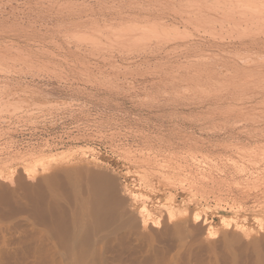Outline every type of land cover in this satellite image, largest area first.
<instances>
[{
    "label": "rangeland",
    "instance_id": "rangeland-1",
    "mask_svg": "<svg viewBox=\"0 0 264 264\" xmlns=\"http://www.w3.org/2000/svg\"><path fill=\"white\" fill-rule=\"evenodd\" d=\"M12 1H14V2H12ZM54 1H56V2H54ZM54 1L52 2L51 0H39V1L38 0H9V1L8 0H0V26H1L0 27V47L2 48V49L0 48L1 49L0 50V120H1L0 121V125H1L0 126V142H1L0 143V154H1L0 155V163L3 162L0 164V191H1L0 192V264H16V262H17V264H19V263L20 264H22V263L23 264H36V262L32 261V260H34L33 250L35 248L37 249L38 247H39L37 249L38 251H39V249H41V251L43 250L42 253H46V254L49 253L47 255L53 259V260L52 259L48 260L47 261V263L49 262L48 264H62V262L64 261V260H62L63 259L62 256H63V252L65 251L64 250L65 248H63L64 243L62 242L63 239H62V237H60V234H56V233H59V232H57L58 230L56 228L50 227L51 225L52 226H55V225L52 223V221H50L48 219V216L44 217L45 215L43 216L40 213V209H41V206L44 207V204H46V203L48 205H49V203L53 204L57 200V198H55L56 197L55 194H58L60 196L62 195L61 191H57V189L61 190V188L64 189V188L69 186V185L68 186L66 185V184H68L66 182L68 179H66V178H68L67 177L68 176L67 172H69L68 170H71L72 168H77V169L80 168V170L86 169V168L90 169L92 172L94 171L93 176H95L96 178L100 177L98 175L100 173H98V172H100V171L106 172L107 171L106 172L107 174L109 173L112 175V177H111V175H109L110 176L109 178L114 179L116 184L118 183L117 185L120 188V197H122L120 199H122V200L124 199L123 204L125 206V212L123 213V216H121V218L113 221L114 223L111 222L110 225L111 226L115 225V226H113L114 228L109 227L110 229L109 228H107V230L105 229L106 231L104 230L102 232L103 234H101V240H102L101 243L103 244V247H104V251H101V253H103V256H102L103 259L104 260L107 259L106 264H144V263L145 264H154L156 261H157V263H155V264H199V263L200 264H264L263 263L264 262V181H263L264 180L263 179L264 178L263 177L264 172L262 171V169H260V168H263L264 166H263V164H261V166H263V167L257 165V168L260 167L258 169L260 171H262V175H261V172H259V170L255 166H253L252 163H250V165H249V163L247 164L246 161H243L242 158L239 157L236 147L234 148L232 146V145L238 146L236 144H239V145H242V144H244V145L249 144L250 145V144H252L251 142L253 140H255L251 136L254 128H256V129H259L260 127H261L260 129H262V127L264 128V126H263L264 125V114H263V112H264V106H263L264 105V100H263L264 93L262 92L264 90H262V88L260 86V85H263L262 87L264 88V84H262L261 83L262 81L260 80L261 82L260 83L258 82L259 84L257 83V81H256V84L254 82H250L246 85L242 83L243 86L240 85L241 89L239 86L240 90L236 88L237 91L233 90L234 92L232 90H230V91L227 90V91H229L228 95L232 98L234 97L235 100L233 99V101H231L232 98H231V100L229 99L227 92L225 93L226 90H223L224 99H221L220 101H218V100H216V101L219 103V105L223 104L222 106L225 107L224 108L225 110H226V108L231 107V103H232L233 106L231 108H234V111L236 113H239V114L235 113V115H234V111L231 112V111H229V109L227 112H222V111H224V109L220 110L221 106L217 105L218 104L217 102L214 103L215 99H213L214 97H212V93H211V95H208L210 97V100H209V97L206 94V93H208V91H206V93L204 95V94H201L202 90H198V93L195 94L196 96L194 95L195 98L198 97V98H196L197 103H190V104L184 103L183 104V102H186V101L177 102V103L172 102L170 100L164 101L162 99L157 101V99H155L154 92L158 93L157 92L158 86L152 85V84H155L154 83L155 80L158 79V76L156 77L157 79L154 78L156 76L157 71H158L157 73H159V70H161V72L165 71V70H166V72H170L171 70H174V69L176 70V68L173 66L174 64L176 67L177 66L178 67L183 66V68H184V65H186V63H188L192 59H195V58L198 59L200 57L198 54H193L195 52H192V53L189 52V53H186L187 56L190 57L189 60H187L188 57L185 56V52H184L185 49L183 50V48H185V47L181 46L182 43H184V42L186 43L187 41L192 40V39L196 40L197 37H198V39H199V37L200 38L206 37L207 39H209L210 42L212 40L217 41L216 43H215V41H212L211 43H213V44L219 43V44H217V46H215V45L212 46L214 48L219 47V46L221 47L220 43L222 44L223 47H225V46L228 47L227 44L228 45L231 44L230 41L232 39V36H231V38L228 35H227L228 37L225 36L227 34L226 32H228V30L226 28L228 27V25L229 26L231 25V27H234L235 26L234 24L243 23V21H237V23H234V21L225 23L226 25L222 26L224 28H222L219 25L221 23H215V22L212 23L211 22L210 25L212 24L213 26H208V27H205V26H207L209 24V22L197 23V25L195 24L197 27V29H196V27L193 24L187 25V23L183 22L185 20L184 18L178 17L180 19V21L182 19H184V20H182V22H180L179 19L177 17H174V16H172L170 18H169V16L165 17V18H167V20L164 17H162L163 19L158 18L159 19V20L157 19L158 23H155V24L153 23V25H152L153 19L155 20V18L153 16L149 19L151 21L146 22V24L145 23L142 24V22H141V25H140V22H139L138 25H136L137 23H134V25H136L138 27V30H137V27L136 26L134 27V25H132L133 23L131 24L129 21H128V23L130 25L128 23H127L128 25H126L125 23H122V21L127 22L126 18H125L126 21L125 20L120 21L123 27L120 25V22H117L116 20L113 21L111 18H109L108 21H105L107 19H103V18L106 17L105 15L107 14V11H108V13H110V12L112 13V11L109 12V10H111V9L116 10V11L113 10V14H112L113 16H115L116 12L119 10V12H117V14H116V17H117V15H119L118 13H120V12L122 13V12H125L126 10H128V9H126L127 7H130L129 8L130 11L134 14V12L136 13V10L143 7V6L140 7V5L145 4L144 8L145 7L149 8L148 6L152 5V3H151L152 0H146V1L145 0H131L132 2L129 0L130 3H132V4L127 3L128 0H123V1L122 0H120V1H118V0H115V1H111V0H101L100 1V0H98V2H97V0H79V1L73 0V1H71L73 3L75 2L73 4L74 9H72L73 14H72V10H70V12L65 11V8H63L64 6L62 5V4H65V1H70V0H58V1L54 0ZM116 1H118V2H116ZM134 1L137 3L139 1L140 2L143 1V2L142 3L139 2L140 5H139V8L137 9L135 7H137V5L139 3L136 4ZM144 1L145 2L148 1V2L145 3ZM172 1H174V0H172ZM182 1H184V2H182ZM182 1H181L182 6H180V7L183 8V6H184L185 9L187 8L186 10H188V7H185V5L190 6V8H192L194 6V3H190V1L195 2V3L196 2L199 3L198 0H196V1L195 0H187L188 2L186 0H182ZM203 1H205V0H203ZM207 1H205V2H207ZM212 1L213 0H209V2H207V4L205 6H207L209 3L212 4L213 3ZM215 1L213 3V6L216 3ZM218 1L220 2V0H218ZM222 1H223L224 5H226L225 2L226 3L228 2V0H221V3L218 2L219 4H216V5H218L217 7H222V5H220V4H222ZM231 1H233V0H231ZM247 1L245 2V0H242V2H241L239 0L238 1L235 0V1H233V3H235V4L231 3V5L232 4L235 5V7L237 9L240 7H241V9H247L248 6H250V5H246V4H249L250 2H252V0H250V2L248 1L249 3ZM38 2H39V4L36 5V3H38ZM58 2H60V4L62 3L61 6L59 5ZM120 2L122 4L125 2L126 5H125V3L123 5H121ZM229 2H230V0H229ZM258 2H259L258 0H254V3H258ZM56 3H58V4H56ZM134 3L136 4L135 7H134V5H135ZM242 3L245 4L246 6L242 5ZM188 4H190V5H188ZM211 4H209V5H211ZM127 5H129V6H127ZM231 5H230V3L227 4V6H231ZM27 6H30V8ZM201 6L203 7L204 5H199V7H201ZM123 7H125V8H123ZM217 7H215V8H217ZM79 8L81 9V11L79 10ZM96 8H97V10H96ZM120 8H121V10H120ZM122 8L124 9L123 11H122ZM232 8H233V6H232ZM31 9H33V10H31ZM53 9H54V11H53ZM198 9H201V8H198ZM56 11L58 13H61V14H58ZM10 12L11 13L13 12V13L11 14ZM68 12L70 13V15ZM102 16H103V18H102ZM90 17H92V18L95 17V19H97V20H95L93 18L94 21H92L93 19L91 18L92 19L91 20ZM3 18H5L6 21H5V19L3 20ZM174 18H176L177 20H174ZM88 19L90 20V22ZM98 19L100 20L99 22H98ZM161 19L165 20L163 22H167L168 25L169 24L170 25L168 26L166 23L165 24L166 26H164V23H162ZM8 20H9V22H8ZM55 21H56V23H55ZM159 21L163 25L164 28L161 27L162 25L159 26ZM2 22H4V23L8 22L7 24L3 23V25L7 26L5 28H10V29L3 28L4 26L1 25ZM106 22L108 23V25L106 24ZM64 23H65V25H64ZM90 23L92 24V26ZM262 23H264V22H261V20H260V23L257 25L260 29L262 27V29L264 30V28H263L264 26L261 25ZM13 24H16V26ZM18 24H19V27H18ZM20 24H22V26L24 28ZM46 24H48V25H46ZM71 24L74 25L73 28H72ZM95 24H96V26H94ZM183 24L186 28L183 27ZM215 24H216V27H215ZM8 25H11L13 27H18L19 29L17 28V30H16L15 28H12L11 26L8 27ZM63 25H64V29H63ZM142 25H143V27H140ZM154 25H157V26L155 27ZM31 26H32V28H31ZM58 26H59V29H57ZM60 26H62V27H60ZM82 26L84 28H82ZM88 26H90V27H88ZM147 26H149V28H150L149 31L152 28L154 30L152 29L151 33H149L148 30H144V28L147 29ZM176 26L177 27L179 26L180 28L179 27L176 28ZM253 26L254 27H252V29H246L245 26H242V27H238L237 30L241 32L240 33L241 35H243V32L247 33L248 30L251 31V33H252L254 29H255V31H257L259 29L256 26V23ZM255 26H256V28H255ZM34 27L36 28V30ZM74 27H76V29ZM97 27H99V29ZM214 27L217 28L215 31L210 30V29H215ZM220 27L222 28V30ZM11 28H12V30L14 29L15 31H12ZM100 28H102V29H100ZM112 28H114V29H112ZM139 28H141L140 29L141 31H139ZM158 28H159L160 32H159ZM165 28L168 30H166ZM184 28L186 30H188V32ZM204 28H205V30H204ZM30 29L33 32H31ZM104 29H105V31H104ZM206 29H208V30H206ZM80 30L82 33L81 32L78 33V31H80ZM161 30H162V32L165 33V34L163 33V36L166 35V37H167V32H168V36L172 37V38L169 39V37H167V40L168 39L169 40L165 41L166 37L161 36L162 35V34H160ZM169 30L172 32H170ZM237 30L235 31V29H234L235 33L232 32L233 37L236 36ZM165 31H167V32H165ZM180 31H181V35L178 34V33H180ZM189 31H191V32H189ZM212 31H214V32H212ZM141 32L144 35H142ZM210 32H211V35L213 34L214 37L218 36V38L216 37V39H214V37L212 38L211 35H209V34L205 35V33H210ZM215 32L217 34H215ZM64 33H65L66 37L64 36ZM129 33H131V34H129ZM190 33L192 34L193 38H190L191 37ZM230 33L231 32H229L228 34H230ZM90 34H91V36H90ZM109 34L111 36H109ZM176 34H178V35H176ZM198 34H199V36H198ZM92 35L94 36V38H92L93 37ZM222 35H224L223 36L224 38H221ZM57 36H59V37H57ZM146 36H147V39H146ZM157 36H161V37L157 38ZM187 36L189 38L188 40L183 38V37L187 38ZM219 36H220V38H219ZM149 37H150L152 43L150 42ZM180 37H181V39H180ZM225 37H226V39H225ZM79 38H80V40H79ZM132 38H134V39H132ZM136 38H138V39H136ZM139 38H140V40H142L143 44H141L142 42L139 41ZM97 39H98V41H97ZM99 39L102 41H100ZM113 39H114V42H113ZM158 39L160 40L159 42H158ZM175 39H178V40L174 41ZM52 40L54 42H52ZM128 40H130V41H128ZM170 40H173L174 42L173 41L170 42ZM147 41H148V44H147ZM64 42H66V43H64ZM79 42H81V43H79ZM99 42H100V44H99ZM102 42H103V44H102ZM119 42H121V43H119ZM245 42L249 43L250 41L247 40ZM97 43H98V46H96ZM104 43H107V44H104ZM132 43H138V44L136 45V44H132ZM139 43H140V46H139ZM176 43L177 44L179 43V44L177 45ZM67 44H69V46ZM101 44L104 46L106 45V46L103 48V46ZM120 44H123L122 47ZM159 44H160V47L164 46V49L165 50L167 49V51L164 50L162 53H159L158 54L159 57H158V55L151 56L152 54L151 53L149 54L148 52H147V54L142 52V49H145V47L148 48V47H150V45H151V47H153L155 45L158 46ZM124 45H126L127 47ZM182 45H185V44H182ZM114 46L116 47L115 49L113 48ZM166 46H167V48H166ZM174 46H177V47H174ZM243 46H245V45H243ZM243 46L238 45L237 47H234V48L231 47L230 50L234 51V52L232 51L231 54L230 53L229 54L228 53L223 54L224 52L219 51L221 49L218 50L217 48H216L217 50L214 48H211L210 50H207L206 53L211 51L210 53L212 55H214L215 52L218 53V51H219V55H222V56L224 55L223 56L224 58L226 57L225 60L228 58L229 62L236 61V63L238 62L237 64H243L244 63L243 65H246V67H248L249 64H250L249 67H251V66L254 67L258 64V63L256 64V62H259V63L263 62L262 58L264 57V49H262V47H261L262 45L261 46L259 45V47H256V48H255V46H254V48L252 46H249L248 48L247 47L245 48ZM61 47H63V48H61ZM76 47L77 48L79 47V49H78L79 51H77ZM85 47H88V49H90V51L87 50ZM91 47H93V48H91ZM98 47H100V49ZM110 47H111V50H110ZM129 47H130V49H129ZM141 47H142V49H141ZM169 47H172L171 48L172 51H173V49L176 50L179 47L177 49L178 52L177 51L172 52ZM181 47H183V48L181 49ZM251 47H252V49H251L252 51L249 49ZM3 48H4V51L5 52L7 51V54L11 57L8 56V58H7V54L6 53H5L6 55L4 54ZM126 48H128V49H126ZM7 49H9V50H7ZM11 49H14V50H11ZM68 49H70V50H68ZM80 49L83 52H81ZM83 49H86L87 51L83 50ZM248 49L251 52L246 51ZM18 50H19V52H17ZM136 50H138V51L136 52ZM168 50L170 51L171 55H169ZM242 50L244 53L246 51V53L244 54L242 52ZM1 51L6 56V58H4L5 56L3 54H1ZM43 51H44V54H43ZM92 51H93V53H91ZM213 51H214V53H213ZM49 52H51L52 54ZM101 52H103V53H101ZM117 52L119 53V55ZM133 52H135V53H133ZM165 52H166V55L168 56V58L170 56V58H169L170 61L168 60V58H166L167 56L164 55ZM180 52H181V54H180ZM239 52L242 53L244 56L241 55ZM19 53H21V54H19ZM125 53H127V54H125ZM182 53L184 54L183 59H182V55H183ZM210 53H208L207 55H209ZM234 53H236V54H234ZM172 54H174V55H172ZM175 54H177V57H178V54L181 55L180 56L181 58L180 57L178 59L176 58L174 61ZM191 54L193 56H191ZM211 54L209 55L210 57L212 56ZM232 54L235 55V57H239V56L240 57L242 56V57L240 59L235 58V57H233ZM256 54H258L260 57ZM20 55L21 56L23 55L24 57L29 55L28 57H31L32 60L29 58H26L27 59V60L25 59L26 61L25 60L20 61V59L24 58L23 56L21 58ZM147 55H148V57L144 61V59ZM236 55H238V56H236ZM254 55L256 57L258 56V58L254 57ZM14 56L17 59L18 58H20V59L17 60ZM151 57H153V58H151ZM185 57H186V59H185ZM192 57H194V58H192ZM154 58H155V60H154ZM158 58H160V59L156 60ZM248 58L250 59V61L247 60ZM15 59L19 63H17V61ZM13 60H14V62H13ZM161 60H163L162 64H164V65L168 64V61H169V63L172 61L171 63L172 64L174 63V64L173 65L168 64V65H170L169 67H167L165 65L166 67L164 66V68H163V65L160 66ZM180 60L181 61L184 60L183 61L184 64ZM185 60H186V63H185ZM228 60H226V61H228ZM244 60H246V61H244ZM143 61L145 62L144 65L142 64V66H138V64L139 65L141 64L139 62H143ZM146 61L149 63V65L151 64L150 68L148 67L149 65ZM156 61H160V63L158 62L155 64ZM179 61L182 64H179L180 63ZM48 62H50V63H48ZM176 62L178 63V65L176 64ZM53 63H55V64H53ZM27 64H28V66H27ZM30 64H34V65H32L34 67H32ZM42 64H43V66H42ZM44 64H46V65H44ZM251 64H253V65H251ZM125 65L127 67L128 66L129 67L125 68ZM10 66H14L13 67L14 69L12 67L10 68ZM122 66H124V67H122ZM178 67H177V69H178ZM63 69H65V70H63ZM35 70H37V71H35ZM78 70H79V72H78ZM217 70H220V69H217ZM11 71H12V73H11ZM52 72H54V73L57 72L56 73L57 78H56V75L54 73L52 75ZM82 72H83V74H82ZM149 73H151V74H149ZM216 79H219V78L217 77V78H215V80ZM220 81H222V79ZM242 81L244 82V80H242ZM247 82H249V80ZM115 83L116 84L118 83V84L116 85ZM185 84H183V85H185ZM214 84L215 83L211 84L210 88L211 87L215 88L216 86ZM120 86H122V87H120ZM252 86H254V87L252 88ZM149 87L151 88V90ZM243 87H245V88H243ZM9 88L12 90H10ZM39 88H41V89H39ZM85 88H87V89H85ZM152 88L154 89V91ZM195 88H196V85H193V86H191L190 90L194 91ZM249 88H252L253 91L250 90ZM258 90L261 92H259ZM199 91H201V93ZM245 91L246 92L248 91L249 93L248 92L246 93ZM203 93H204V91H203ZM242 93H245L247 96L252 97V98L254 97V98L253 99L247 98L246 95L242 94ZM258 93H260V94L258 95ZM35 94H37V95H35ZM200 94H201V96H200ZM254 94H255V96H254ZM232 95H234V96H232ZM235 95L236 96L239 95V96L236 97ZM153 96H154V99H150ZM202 96L203 97L207 96V97H205L203 99ZM27 97H29V99H27ZM161 97L159 96V98H161ZM199 97H200V99H199ZM22 98H24V100ZM144 98H146V100ZM201 98H202V101H200ZM207 98L209 101H206ZM225 99H226V101H224ZM240 99H245L244 103ZM247 99H249V100H247ZM15 100H18V101H15ZM203 100H205V101L203 102ZM211 100H212V102H210ZM228 100L230 103L228 102ZM236 100H240L241 103H238V101H236ZM13 101H15V102H13ZM259 101H261V102H259ZM38 102L41 104H39ZM166 102H168V103L170 102V104H166ZM207 102H209V104ZM225 102H228V103L225 104ZM36 103H37V105H36ZM150 103L152 106L150 105ZM159 103H161V104H159ZM162 103L164 106L162 105ZM155 104H157V105H155ZM214 104H216V105H214ZM234 104L237 105V106L235 105L236 108L234 107ZM242 104L244 105V107L246 105L245 109L242 106ZM257 104H258V106H256ZM19 105H20V107H19ZM165 105H166V107H165ZM208 105H210V106H208ZM211 105H214L215 107L211 106ZM9 106H11V107H9ZM17 106H18V108H17ZM159 106H161V108ZM238 106L241 107L240 110H239L240 107L237 109ZM192 107H193V109H192ZM206 107H208L209 109H211L210 107H212V108H216V107L218 108L219 107L218 109L221 111L222 114L217 110H216L217 111V113H216V111L213 109H211V112H207V111H209V109L207 108V110H205ZM9 108H11V109H9ZM174 108H175V110H174ZM14 109H15V111H13ZM171 109H173L174 112H176L175 114H177V115H174V112ZM235 109H237V110H235ZM242 109H244V112L243 111L241 112ZM27 110H28V112H27ZM255 110H257V111H255ZM258 110H260L261 113H259L260 111H258ZM21 111H23V112H21ZM24 111H25V113H24ZM169 111L170 112L172 111V113H171L172 116L170 115ZM191 111H193L194 114ZM245 111H246L247 115L243 116L245 114ZM252 111H253V113H252ZM200 112H201V114H200ZM204 112H205V114L202 115V113H204ZM206 112L209 113V114H207L208 117L206 116ZM249 112H250V114H249ZM182 113H184V114H182ZM189 113H191V114L187 115ZM210 113L211 114L214 113L212 115L216 116V117H212V115ZM230 113H232L231 115H233L234 117H231ZM217 114H219V115H217ZM227 114H229V116L231 118L228 117ZM240 114H242L241 115L242 117L240 116ZM183 115H186V116H183ZM194 115H196V116L194 117ZM220 115H224V116L227 115L226 116L227 118H225L224 116L223 117H224V119H227L228 121L222 119L221 118L222 116H220ZM236 115H238V116H236ZM248 115L251 117H249ZM254 115H256V117ZM179 117H181V118L178 119ZM183 117H186L185 121H184ZM193 117L196 119H192ZM202 117H203V119H202ZM248 117L250 118V120ZM206 118H208V119H206ZM217 118H219V119H217ZM28 119H29V121H28ZM215 119H217V120H215ZM6 120H8V122ZM193 120H195V121H193ZM204 120H207V121H204ZM251 120H252V122H251ZM254 120H255V122H254ZM242 121H243V123H242ZM235 122H236V124H235ZM218 124L220 125L219 126L220 128L218 127ZM223 124L226 127H224ZM229 124H231V125L229 126ZM177 126L179 128H177ZM244 126H246L247 128ZM258 126H260V127H258ZM174 127H176V128H174ZM180 127H181V131H179ZM173 128H174V130L178 129L179 132H177L175 130V132L171 133V131H174ZM240 128H242V129H240ZM27 130H29V131H27ZM183 131L185 134L183 133ZM192 131L196 132V134L193 135L194 137L192 138V140H187L188 139L187 136H190V135L192 136V134H191ZM188 132H190V133H188ZM232 132H233V134H232ZM173 133H176V135ZM230 134L232 135V137ZM184 137H185V139H184ZM186 137H187V139H186ZM249 137H251V138H249ZM194 139L196 140V142L203 143V144H199V143L196 144L197 146H199V148L200 147L202 148V149L200 148V151H199L200 153L198 152L197 155H196V152H197L196 149L198 150L199 148L195 147L196 145L193 148H191V144L195 141ZM216 140H218V141H216ZM248 140H250V141H248ZM262 141H264V140H262ZM204 143H205V145H204ZM192 145H194V144H192ZM188 148L190 149V152H191V149H193L192 152L195 151L194 154L189 153ZM170 151H173V152H170ZM176 154H177V156H176ZM201 155L203 156V158ZM225 155L227 156L226 158H228V156H229L228 160L225 158ZM205 156H207L208 159L204 158ZM209 156H212V157H209ZM32 157H34V159ZM138 158L141 161H139ZM198 158L200 160H198ZM236 159L239 160V161L237 160L239 165L237 164ZM7 160H9V161H7ZM26 161H28V162H26ZM152 161H154V162H152ZM242 161H243V163L245 162L244 163L245 165L246 164L247 165L246 166L244 165L242 167V165H243V163H241ZM178 162L180 164H178ZM211 163H212V165H211ZM168 166H170V167H168ZM239 166H241L242 169ZM34 167H37V168L35 169ZM234 167H236V168H234ZM245 168H247V169H245ZM63 170H64V172H63ZM204 170H206V171H204ZM61 171H62V173H61ZM251 171H253V172H251ZM250 173L251 174L253 173L252 176L250 175ZM256 173L257 174L260 173L259 174L260 176H258ZM205 174H207V175H205ZM51 176H55V179L57 180V183H58V185H57L58 187L55 191L59 192L61 194L56 193L55 191L52 192L53 190L51 191V189H49L50 185H47V184L45 185V183H48V182H46V180H47L46 178H48V177L52 178ZM244 176H245V178H244ZM254 176H258L255 178H257V179L260 178L259 179L260 181L259 180L256 181V179L254 180V178L252 180V177H254ZM261 176L263 178H261ZM7 177H8V179H7ZM247 179H250V180H247ZM239 181H241V182H239ZM246 182H248V184ZM60 183H61V185H60ZM173 184H175V185H173ZM239 184H240V186H239ZM64 185H66V186H64ZM244 185H246V186L244 187ZM5 186H7V187H5ZM254 186H257V187H255L256 190H255ZM243 189H246V190H243ZM33 190H35V192ZM44 190H45V192H44L45 195L43 196L42 193ZM46 193H47V195H46ZM52 193H54V194H52ZM41 195L43 198L40 197ZM60 196H58V197L61 199L62 198L64 199V197H67L64 195H62L64 197H62V196L60 197ZM131 196H132V198H131ZM24 198H26V199H24ZM38 198H40L39 200H41V201L43 199V201H42L43 203H41V205L38 203V201H39ZM69 198H72V197L69 196ZM53 199H55V200H53ZM61 199L57 200L56 202L62 204L61 206L68 207V208H64V209H66V210L68 209V212L70 213V211H72L74 209L75 203L72 201L74 203V204H72L70 201V203L67 204V201L69 202V200H67V199L61 200ZM70 200H72V199H70ZM70 204H72L71 208H70ZM39 206H40V208H39ZM31 210H32V212H31ZM126 212H128V213H126ZM40 217H43V220H45V218L48 219L47 220L48 222L46 220L43 221L42 218H40ZM129 219L133 221L134 225L131 223L130 224L128 223V222H132V221H129ZM176 220H180V221H176ZM49 222L51 225H49ZM183 222H185V223L188 222V223L185 224ZM182 223H183V225H182ZM120 224H122V225H120ZM184 224H185V226H184ZM182 226H184V228ZM41 227L45 228L46 230L45 229L43 230ZM252 228H253V230H252ZM48 230H49V232H51V234L47 233ZM115 230H116V232H115ZM172 230H173V232H172ZM104 233H106V234H104ZM254 234H255V236H254ZM29 236H30V238H29ZM199 236L200 237L202 236V237L200 238ZM35 237H37V238H35ZM53 238L57 239L58 241L53 239ZM34 239H36V240H34ZM34 241H35V243H34ZM36 241H38V242L36 243ZM103 241H105V242H103ZM236 242H237V244H236ZM250 243H253L254 245L250 244ZM56 244H57V247H56ZM58 244H59V246H58ZM114 245H115V247H114ZM123 246H124V248H123ZM33 247H34V249H33ZM60 249H63V252H60V251H62ZM27 253L29 256L27 255ZM60 254L62 256H58ZM51 256H54V257H51ZM64 256H65V254H64ZM21 259H26V260L24 261ZM2 260H4V261H2ZM18 261H19V263H18ZM150 261H152L153 263ZM44 264H46V263H44Z\"/></svg>",
    "mask_w": 264,
    "mask_h": 264
},
{
    "label": "bare ground",
    "instance_id": "bare-ground-1",
    "mask_svg": "<svg viewBox=\"0 0 264 264\" xmlns=\"http://www.w3.org/2000/svg\"><path fill=\"white\" fill-rule=\"evenodd\" d=\"M9 1V0H8ZM39 1V0H38ZM52 2L54 1V0H51ZM58 1V0H57ZM71 1H73V0H70V1H65V4H62L64 7L63 8H65V11H69L70 12V10H72V9H74V3L73 2H71ZM79 1V0H78ZM77 1V2H78ZM101 1V0H100ZM111 1H115V0H111ZM118 1H120V0H118ZM118 1H116V2H118ZM123 1V0H122ZM131 1V0H130ZM130 1L128 0L127 1V3H130ZM146 1V0H145ZM144 1V2H145ZM181 1L182 0H174V1H172V0H152V5L151 6H148L149 8H144V5H140V3H142L143 1H139L138 3L137 2H135L136 4H138L137 5V7H135L136 6V4L134 5V7L135 8H139V5H140V7H142V8H140V9H138V10H136V13L134 12V14L130 11V7H127V6H129V5H127L126 7V9H128V10H126L125 12H120V13H118L119 15H117V17H116V14H117V12H119V10L116 12V14H115V16H113L112 14H113V10L114 9H111V10H109V12L110 11H112V13L110 12V13H108V11H107V14L105 15L106 17L105 18H103V16H102V18L103 19H107V20H105V21H108V19L109 18H111L113 21H117V22H120V21H122V20H125L126 21V19H127V22H123L122 21V23H125L126 25H128L129 23H128V21L132 24V25H134V23H137L136 25H138V23L140 22V25H141V22H142V24L143 23H145L146 24V22H150L151 20H149L151 17H153L154 16V18H155V20L153 19V21H152V25H153V23L155 24V23H158V21H157V19L159 18H162V17H167V16H169V18L170 17H172V16H174V17H181V18H184V19H182V20H184L183 22H185V23H187V25H189V24H193L195 27H196V25H197V23H207V22H209V24L207 25V26H205V27H208V26H213L212 24L210 25V23L212 22V23H221V24H219L221 27L222 26H224V25H226L225 23H228V22H231V21H234V23H237V21H243V23H239V24H234L233 26L234 27H231V25L229 26L228 25V27L226 28L227 30H228V32H226L227 34L225 35V36H230V38H231V36H232V39H231V41H230V43L231 44H227V46L228 47H223L222 46V44L220 43V45H221V47L219 46V47H216L218 50L219 49H221V50H219V51H223L224 53L223 54H225V53H230L231 54V52L233 51V50H230V48L231 47H237L238 45H240V46H243V45H245V46H243V47H249V46H252L253 48H254V46H255V48L256 47H259V45L262 47V49H264V30L262 29V27H261V29L258 27V25L257 24H259L260 23V20H261V22H264V0H258L259 2L258 3H254V0H252V2H250V0H245V2L247 1L249 4H246V5H250V6H248V8L247 9H241V7L240 8H236L235 7V5H233V4H235V3H233V1H235V0H233V1H231L230 0V2H229V0H228V2L226 3L225 2V4L226 5H224L223 4V1H222V4H220V5H222V7H217L218 5H216V4H219V3H221V0H220V2L218 1V0H213L212 2L214 3V1L216 2L215 3V7H217V8H215L214 6H213V3L211 4V3H209V4H211V5H207V6H205L206 4H207V2H209V0L207 1V0H205V1H207V2H205V1H203V0H198V2L199 3H195V2H192V1H190V3H194V6L192 7V8H190V6H186L185 5V7H188V10H186L185 8H184V6H183V8L182 7H180V6H182L181 5ZM187 1V0H186ZM196 1V0H195ZM219 3H218V2ZM238 1V0H237ZM239 1H241L242 2V0H239ZM12 2H14V1H12ZM41 2V1H40ZM54 2H56V1H54ZM62 2V1H61ZM84 2V1H83ZM93 2V1H92ZM97 2H98V0H97ZM105 2V1H104ZM126 2V1H125ZM124 2V3H125ZM132 2V1H131ZM148 2V1H147ZM147 2H145V3H147ZM182 2H184V1H182ZM188 2V1H187ZM211 2V1H210ZM257 2V1H256ZM6 3V2H5ZM42 3V2H41ZM45 3V2H44ZM59 3V5L61 6V4H60V2H58ZM58 3H56V4H58ZM85 3V2H84ZM88 3V2H87ZM101 3V2H100ZM110 3V2H109ZM113 3V2H112ZM121 3V2H120ZM123 3V4H124ZM150 3V4H151ZM230 3V5H231V3H233L231 6H227V4H229ZM237 3V2H236ZM261 3V4H260ZM27 4V3H26ZM31 4V3H30ZM37 4H39V2L38 3H36V5ZM53 4V3H52ZM83 4V3H82ZM122 3H121V5H123ZM130 4H132V3H130ZM25 5V4H24ZM41 5V4H40ZM49 5V4H48ZM54 5V4H53ZM58 5V6H59ZM81 5V4H80ZM88 5V4H87ZM86 5V6H87ZM91 5V4H90ZM115 5V4H114ZM119 5V4H118ZM125 5H126V3H125ZM124 5V6H125ZM188 5H190V4H188ZM198 5V6H197ZM199 5H204L203 7L201 6V7H199ZM219 5V6H220ZM238 5V4H237ZM241 5V4H240ZM239 5V6H240ZM242 5H245V4H243L242 3ZM245 5V6H246ZM3 6V5H2ZM33 6V5H32ZM59 6V7H60ZM133 6V5H132ZM232 6H233V8H232ZM27 7H29L30 8V6H27ZM44 7V6H43ZM82 7V6H81ZM111 7V6H110ZM116 7V6H115ZM214 7V8H213ZM250 7V8H249ZM47 8V7H46ZM61 8V7H60ZM108 8V7H107ZM113 8V7H112ZM123 8H125V7H123ZM122 8V11L124 10ZM190 8V9H189ZM198 8H201V9H198ZM221 8V9H220ZM41 9V8H40ZM43 9V8H42ZM93 9V8H92ZM132 9V8H131ZM14 10V9H13ZM31 10H33V9H31ZM79 10L81 11V9L79 8ZM87 10V9H86ZM96 10H97V8H96ZM101 10V9H100ZM120 10H121V8H120ZM134 10V9H133ZM3 11V10H2ZM30 11V10H29ZM53 11H54V9H53ZM88 11V10H87ZM92 11V10H91ZM94 11V10H93ZM103 11V10H102ZM114 11H116V10H114ZM135 11V10H134ZM27 12V11H26ZM38 12V11H37ZM57 12V11H56ZM68 12V13H69ZM11 13V12H10ZM13 13V12H12ZM11 13V14H12ZM51 13V12H50ZM58 13V12H57ZM82 13V12H81ZM87 13V12H86ZM93 13V12H92ZM105 13V12H104ZM58 14H61V13H58ZM72 14H73V10H72ZM102 14V13H101ZM42 15V14H41ZM69 15H70V13H69ZM77 15V14H76ZM85 15V14H84ZM93 15V14H92ZM95 15V14H94ZM38 16V15H37ZM5 17V16H4ZM8 17V16H7ZM35 17V16H34ZM55 17V16H54ZM59 17V16H58ZM76 17V16H75ZM96 17V16H95ZM95 17H93L94 19H95ZM22 18V17H21ZM52 18V17H51ZM64 18V17H63ZM89 18V17H88ZM92 17H90V19H91ZM92 18V19H93ZM99 18V17H98ZM114 18V19H113ZM126 18V19H125ZM168 18V19H169ZM5 18H3V20H4ZM61 19V18H60ZM72 19V18H71ZM85 19V18H84ZM91 19V20H92ZM94 19L92 20V21H94ZM101 19V18H100ZM158 19V20H159ZM163 19V18H162ZM161 19V21H162V23H164V26H166L165 24L167 23V22H163V21H165V20H162ZM166 20H167V18H165ZM179 19V18H178ZM2 20V21H3ZM41 20V19H40ZM44 20V19H43ZM89 20V19H88ZM95 20H97V19H95ZM170 20V19H169ZM174 20H177L176 18H174ZM182 20L180 21V19H179V21L180 22H182ZM263 20V21H262ZM5 21H6V19H5ZM16 21V20H15ZM32 21V20H31ZM72 21V20H71ZM79 21V20H78ZM100 20L98 19V22H99ZM104 21V22H105ZM145 21V22H144ZM8 22H9V20H8ZM8 22H6V23H4V22H2V24L1 25H3V23L4 24H7ZM12 22V21H11ZM28 22V21H27ZM40 22V21H39ZM63 22V21H62ZM80 22V21H79ZM89 22H90V20H89ZM116 22V23H117ZM174 22V21H173ZM14 23V22H13ZM55 23H56V21H55ZM61 23V22H60ZM74 23V22H73ZM95 23V22H94ZM128 23V24H127ZM175 23V22H174ZM177 23V22H176ZM184 23V24H185ZM256 23V26L260 29H258L257 31H255V29L253 30V32L251 33V31H249L248 30V32L247 33H244L243 32V35H241L240 33V31H238L237 29H238V27H242V26H245L246 27V29H252V27H254L253 25ZM12 24V23H11ZM28 24V23H27ZM32 24V23H31ZM70 24V23H69ZM91 24V23H90ZM98 24V23H97ZM105 24V23H104ZM106 24L108 25V23L106 22ZM173 24V23H172ZM184 24H183V27H185L184 26ZM196 24V25H195ZM231 24V23H230ZM13 25H15L16 26V24H13ZM21 26H22V24H20ZM46 25H48V24H46ZM64 25H65V23H64ZM64 25H63V29H64ZM72 25V24H71ZM118 25V24H117ZM116 25V26H117ZM120 25L122 26V24H121V22H120ZM130 25V24H129ZM136 25H134V27L136 26ZM149 25V24H148ZM160 25H162L161 23H160V21H159V26ZM167 25H168V23H167ZM170 25V24H169ZM168 25V26H169ZM174 25V24H173ZM178 25V24H177ZM192 25V26H193ZM261 25H263L264 26V23H262ZM4 27L3 28H5V27H7V26H5V25H3ZM9 26H11V25H8V27ZM67 26V25H66ZM73 26L74 25H72V28H73ZM91 26H92V24H91ZM94 26H96V24L94 25ZM145 26V25H144ZM155 27L157 26V25H154ZM191 26V25H190ZM256 26H255V28H256ZM260 26V25H259ZM1 27V26H0ZM12 28H15L16 30H17V28L19 27V24H18V27H13V26H11ZM23 27V26H22ZM28 27V26H27ZM46 27V26H45ZM52 27V26H51ZM60 27H62V26H60ZM88 27H90V26H88ZM87 27V28H88ZM119 27V26H118ZM123 27V26H122ZM132 27V26H131ZM130 27V28H131ZM137 27V26H136ZM140 27H143V25L142 26H140ZM151 27V26H150ZM153 27V26H152ZM162 28H164L163 27V25L161 26ZM160 27V28H161ZM179 27V26H178ZM177 26H176V28H178ZM200 27V26H199ZM215 27H216V24H215ZM214 27V28H215ZM220 27V28H221ZM12 28H11V30H12ZM24 28V27H23ZM31 28H32V26H31ZM35 28V27H34ZM75 29H76V27H74ZM79 28V27H78ZM82 28H84L83 26H82ZM98 29H99V27H97ZM115 28V27H114ZM114 28H112V29H114ZM121 28V27H120ZM127 28V27H126ZM133 28V27H132ZM169 28V27H168ZM175 28V27H174ZM180 28V27H179ZM186 28V27H185ZM184 28V29H185ZM222 28H224V27H222ZM222 28H221V30H222ZM264 28V27H263ZM5 29H10V28H5ZM19 29V28H18ZM57 29H59V26L57 27ZM61 29V28H60ZM71 29V28H70ZM89 29V28H88ZM100 29H102V28H100ZM106 29V28H105ZM105 29H104V31H105ZM111 29V28H110ZM141 28H139V31H141L140 30ZM143 29V28H142ZM149 26H147V29L146 28H144V30H148V32L149 33H151V31H152V29L149 31ZM166 29V28H165ZM196 29H197V27H196ZM195 29V30H196ZM201 29V28H200ZM199 29V30H200ZM209 29V28H208ZM208 29H206V30H208ZM217 28H215V29H210V30H216ZM234 29H235V31L237 30V34H236V36L235 37H233V33L232 32H234L235 33V31H234ZM31 30V29H30ZM35 30H36V28H35ZM55 30V29H54ZM79 30V29H78ZM82 30V29H81ZM81 30L80 31H78V33L79 32H81ZM134 30V29H133ZM137 30H138V27H137ZM154 30V29H153ZM158 30H159V28H158ZM157 30V31H158ZM166 30H168V29H166ZM172 30V29H171ZM177 30V29H176ZM186 30V29H185ZM198 30V31H199ZM204 30H205V28H204ZM203 30V31H204ZM226 30V31H227ZM240 30V29H239ZM3 31V30H2ZM12 31H15L14 29L12 30ZM25 31V30H24ZM52 31V30H51ZM58 31V30H57ZM60 31V30H59ZM67 31V30H66ZM72 31V30H71ZM77 31V30H76ZM102 31V30H101ZM103 31V32H104ZM107 31V30H106ZM116 31V30H115ZM121 31V30H120ZM170 31V30H169ZM182 31V30H181ZM181 31H180V33H178V34H180L181 35ZM184 31V30H183ZM187 32H188V30H186ZM197 31V32H198ZM214 31H212V32H214ZM219 31V30H218ZM255 31V32H254ZM31 32H33L32 30H31ZM69 32V31H68ZM75 32V31H74ZM94 32V31H93ZM110 32V31H109ZM145 32V31H144ZM143 32V33H144ZM155 32V31H154ZM159 32H160V30H159ZM165 32H167V31H165ZM170 32H172V31H170ZM189 32H191V31H189ZM217 32V31H216ZM215 32V34H217ZM222 32V31H221ZM229 32H231L230 34H228ZM76 33V32H75ZM82 33V32H81ZM101 33V32H100ZM118 33V32H117ZM125 33V32H124ZM135 33V32H134ZM139 33V32H138ZM137 33V34H138ZM148 33V34H149ZM156 33V32H155ZM163 33L164 32H162V30H161V33L160 34H162L161 36H163ZM184 33V32H183ZM15 34V33H14ZM27 34V33H26ZM31 34V33H30ZM57 34V33H56ZM55 34V35H56ZM72 34V33H71ZM108 34V33H107ZM112 34V33H111ZM123 34V33H122ZM121 34V35H122ZM127 34V33H126ZM129 34H131V33H129ZM141 34H142V32H141ZM157 34V33H156ZM165 34V33H164ZM170 34V33H169ZM178 34H176V35H178ZM191 34V33H190ZM206 34H209V35H211V32L210 33H205V35ZM222 34V33H221ZM13 35V34H12ZM63 35V34H62ZM70 35V34H69ZM80 35V34H79ZM84 35V34H83ZM88 35V34H87ZM97 35V34H96ZM116 35V34H115ZM142 35H144V34H142ZM147 35V34H146ZM155 35V34H154ZM158 35V34H157ZM174 35V34H173ZM220 35V34H219ZM263 35V36H262ZM60 36V35H59ZM59 36H57V37H59ZM64 36L66 37V35H65V33H64ZM73 36V35H72ZM90 36H91V34H90ZM93 36V35H92ZM109 36H111L110 34H109ZM108 36V37H109ZM150 36V35H149ZM156 36V35H155ZM154 36V37H155ZM161 36H157V38L159 37H161ZM165 37H166V35H164ZM163 36V37H164ZM172 36V35H171ZM189 36V35H188ZM188 36H187V38H185V37H183L184 39H189L188 38ZM195 36V35H194ZM197 36V35H196ZM198 36H199V34H198ZM201 36V35H200ZM224 35H222L221 36V38H224L223 37ZM227 36V37H228ZM30 37V36H29ZM46 37V36H45ZM78 37V36H77ZM89 37V36H88ZM137 37V36H136ZM139 37V36H138ZM142 37V36H141ZM140 37V38H141ZM153 37V38H154ZM162 37V38H163ZM167 37H169L168 36V32H167ZM167 37H166V39H165V41L167 40ZM211 37L213 38L214 36H213V34L211 35ZM217 38H218V36H216ZM216 37H214V39H216ZM90 38V37H89ZM92 38H94V36L92 37ZM131 38V37H130ZM129 38V39H130ZM140 38H139V41L140 42H142V40H140ZM145 38V37H144ZM161 38V39H162ZM170 38H172V37H169V39ZM174 38V37H173ZM179 38V37H178ZM190 38H193L192 37V34H191V37ZM196 38V37H195ZM219 38H220V36H219ZM69 39V38H68ZM96 39V38H95ZM102 39V38H101ZM108 39V38H107ZM106 39V40H107ZM115 39V38H114ZM114 39H113V42H114ZM124 39V38H123ZM132 39H134V38H132ZM136 39H138V38H136ZM146 39H147V36H146ZM149 39H150V37H149ZM168 39V40H169ZM180 39H181V37H180ZM225 39H226V37H225ZM78 40V39H77ZM79 40H80V38H79ZM92 40V39H91ZM100 40V39H99ZM110 40V39H109ZM116 40V39H115ZM120 40V39H119ZM122 40V39H121ZM126 40V39H125ZM167 40V41H168ZM176 40H178V39H175L174 41H176ZM186 40V41H187ZM247 40H249L250 42L248 43V42H245V41H247ZM72 41V40H71ZM97 41H98V39H97ZM100 41H102V40H100ZM128 41H130V40H128ZM138 41V42H139ZM155 41V40H154ZM160 40L158 39V42H159ZM163 41V40H162ZM173 40H170V42H172ZM173 41V42H174ZM212 41H215V43L217 42L216 40H212ZM211 41V42H212ZM52 42H54L53 40H52ZM56 42V41H55ZM73 42V41H72ZM76 42V41H75ZM106 42V41H105ZM111 42V41H110ZM124 42V41H123ZM122 42V43H123ZM150 42H151V39H150ZM149 42V43H150ZM157 42V41H156ZM157 42V43H158ZM184 42V41H183ZM210 41H209V39H207L206 37L205 38H200L199 37V39H198V37L196 38V40H194V39H192V40H189V41H187L186 43L184 42V43H182V44H185V45H182L181 43V46H184L185 48H183V47H181V49L183 48V50L185 49V56H187V54L186 53H192V52H195V53H193V54H198L200 57L198 58V59H192L191 61H189L188 63H186V60H185V63H186V65H184V68H183V66H177L178 67V69H177V67L175 66V64L173 65L171 62L169 63V58H170V56H169V58H168V56L166 55V52H165V54L164 55H166L167 57L166 58H168V64H172L175 68H176V70L174 69V70H171L170 72H166V70L165 71H162L161 72V70H159V73H157L156 72V76L154 77V78H156L157 76H158V79L157 80H155V84H152L153 86H158L157 87V92L158 93H156V92H154V95H155V99H157V101H159V100H164V101H172V102H182V101H186V102H183V104L185 103V104H190V103H197L196 101V98H198V97H196L195 98V94L196 93H198V90H202V93H201V91H199L201 94H204L205 95V93H206V91H208V93H206L207 94V96L208 95H211V93H212V97H214L213 99H215V101H214V103L215 102H217L216 100H218V101H220L221 99H224V96H223V90H226L225 91V93L227 92V95L229 94V91L230 90H234V91H237V89H239V86L241 85V86H243L242 85V83L243 84H248V83H250V82H254L255 84H256V81H257V83L259 82H261L262 84H264V57L262 58V61L263 62H256V66H254V67H249V65H248V67H246V65H243V64H237L236 63V61H232V62H229V60H228V58L226 59V60H228V61H226L225 60V58L222 56V55H219V51H218V53H214V51H213V53H214V55H212L210 52H208V53H210L212 56L210 57L209 55H207L208 53H206V51L207 50H210L211 48H214V47H212V46H217V44H219V43H217V44H213V43H211ZM225 42V41H224ZM227 42V41H226ZM38 43V42H37ZM44 43V42H43ZM64 43H66V42H64ZM79 43H81V42H79ZM78 43V44H79ZM85 43V42H84ZM88 43V42H87ZM112 43V42H111ZM119 43H121V42H119ZM125 43V42H124ZM152 43V42H151ZM150 43V44H151ZM165 43V42H164ZM39 44V43H38ZM60 44V43H59ZM86 44V43H85ZM93 44V43H92ZM95 44V43H94ZM99 44H100V42H99ZM102 44H103V42H102ZM101 44V45H102ZM104 44H107V43H104ZM113 44V43H112ZM126 44V43H125ZM129 44V43H128ZM132 44H138V43H132ZM141 44H143V42L141 43ZM147 44H148V41H147ZM177 44V43H176ZM179 44V43H178ZM177 44V45H178ZM61 45V44H60ZM68 46H69V44H67ZM71 45V44H70ZM77 45V44H76ZM83 45V44H82ZM121 45V47H122V45L123 44H120ZM119 45V46H120ZM127 45V44H126ZM126 45H124V46H126ZM145 45V44H144ZM157 45V44H156ZM153 46V47H151V45H150V47H148V48H146L145 47V49H142V47H141V49H142V52H144V53H146L147 54V52L150 54H152L151 56H153V55H158L159 53H162L165 49H164V46H162V47H160V44L158 45V46ZM162 45V44H161ZM164 45V44H163ZM175 45V44H174ZM247 45V46H246ZM66 46V45H65ZM80 46V45H79ZM88 46V45H87ZM95 46V45H94ZM96 46H98V43H97V45ZM103 46V48L106 46H104V45H102ZM101 46V47H102ZM113 46V45H112ZM118 46V47H119ZM123 46V47H124ZM134 46V45H133ZM139 46H140V43H139ZM138 46V47H139ZM180 46V45H179ZM12 47V46H11ZM127 47V46H126ZM174 47H177V46H174ZM173 47V48H174ZM252 47L251 48H249L250 50L252 49ZM1 48V47H0ZM14 48V47H13ZM17 48V47H16ZM47 48V47H46ZM61 48H63V47H61ZM75 48V47H74ZM81 48V47H80ZM87 50H89L90 51V49H88V47H85ZM91 48H93V47H91ZM97 48V47H96ZM99 49H100V47H98ZM109 48V47H108ZM114 49L116 48L115 46L113 47ZM166 48H167V46H166ZM170 49L172 48V47H169ZM179 48V47H178ZM177 48V49H178ZM216 48H214V49H216ZM239 48V47H238ZM2 49V48H1ZM0 49V50H1ZM18 49V48H17ZM20 49V48H19ZM45 49V48H44ZM76 49H77V51H79L78 49H79V47L77 48L76 47ZM86 49H83V50H86ZM124 49V48H123ZM126 49H128V48H126ZM129 49H130V47H129ZM132 49V48H131ZM134 49V48H133ZM169 49V50H170ZM177 49L176 50H174L173 49V51H172V49H171V51L172 52H175V51H177ZM180 49V50H181ZM213 49V50H214ZM216 49V50H217ZM246 50V51H250V50ZM6 50V49H5ZM7 50H9V49H7ZM11 50H14V49H11ZM32 50V49H31ZM46 50V49H45ZM68 50H70V49H68ZM86 50V51H87ZM104 50V49H103ZM106 50V49H105ZM110 50H111V47H110ZM120 50V49H119ZM125 50V49H124ZM168 50V52H169V55H171L170 54V51ZM254 50V49H253ZM3 51H4V48H3ZM21 51V50H20ZM80 51H81V49H80ZM95 51V50H94ZM138 50H136V52H137ZM165 51H167V49L165 50ZM246 51H245V53H246ZM252 51V50H251ZM250 51V52H251ZM257 51V50H256ZM10 52V51H9ZM12 52V51H11ZM17 52H19V50L17 51ZM22 52V51H21ZM81 52H83V51H81ZM126 52V51H125ZM178 52V51H177ZM176 52V53H177ZM183 52V51H182ZM234 52V51H233ZM242 52H243V50H242ZM7 54V51L5 52L4 51V54ZM23 53V52H22ZM26 53V52H25ZM39 53V52H38ZM49 53H51V52H49ZM88 53V52H87ZM91 53H93V51L91 52ZM101 53H103V52H101ZM118 53V52H117ZM128 53V52H127ZM127 53H125V54H127ZM133 53H135V52H133ZM143 53V54H144ZM240 53V52H239ZM244 53V52H243ZM244 53V54H245ZM253 53V52H252ZM1 54H3V52L1 51ZM3 54V55H4ZM5 54V55H6ZM19 54H21V53H19ZM42 54V53H41ZM43 54H44V51H43ZM52 54V53H51ZM82 54V53H81ZM112 54V53H111ZM137 54V53H136ZM180 54H181V52H180ZM183 54V53H182ZM207 56H206V55ZM221 54V53H220ZM234 54H236V53H234ZM238 54V53H237ZM241 55H243L242 53H240ZM249 54V53H248ZM4 55V56H5ZM24 55V54H23ZM22 55V56H23ZM26 55V54H25ZM73 55V54H72ZM86 55V54H85ZM84 55V56H85ZM95 55V54H94ZM118 55H119V53H118ZM138 55V54H137ZM172 55H174V54H172ZM233 55V54H232ZM256 55H258V54H256ZM8 54H7V58H8ZM19 56V55H18ZM21 56V55H20ZM22 56H21V58H22ZM29 56V55H28ZM28 56H23L24 58H22V59H20V58H18V59H20V61L21 60H25L26 58H29V59H31L32 60V58L31 57H28ZM56 56V55H55ZM59 56V55H58ZM65 56V55H64ZM81 56V55H80ZM93 56V55H92ZM129 56V55H128ZM140 56V55H139ZM142 56V55H141ZM150 56V55H149ZM163 56V55H162ZM181 55H179L178 54V57H177V54H175V58H174V61H175V59L177 58H179ZM183 56H184V54L182 55V59H183ZM190 56V55H189ZM191 56H193L192 54H191ZM196 56V55H195ZM194 56V57H195ZM236 56H238V55H236ZM244 56V55H243ZM248 56V55H247ZM250 56V55H249ZM259 56V55H258ZM258 56L256 57L255 55H254V57H256V58H258ZM3 57V56H2ZM9 57H11V56H9ZM15 57V56H14ZM53 57V56H52ZM91 57V56H90ZM94 57V56H93ZM116 57V56H115ZM147 57H148V55L145 57V59H144V61L147 59ZM155 57V56H154ZM158 57H159V55H158ZM164 57V56H163ZM188 57V56H187ZM194 57H192V58H194ZM233 57H235V55H233ZM242 57V56H241ZM240 56L239 57H235V58H241ZM253 57V56H252ZM253 57V58H254ZM260 57V56H259ZM4 58H6V56L4 57ZM13 58V57H12ZM16 58V57H15ZM37 58V57H36ZM141 58V57H140ZM151 58H153V57H151ZM172 58V59H173ZM181 58V57H180ZM189 58L190 57H188V59L187 60H189ZM10 59V58H9ZM14 59V58H13ZM17 59V58H16ZM15 59V60H16ZM17 59V60H18ZM76 59V58H75ZM128 59V58H127ZM160 58H158V59H156V60H159ZM163 59V58H162ZM185 59H186V57H185ZM246 59V58H245ZM252 59V58H251ZM16 60V61H17ZM27 60V59H26ZM25 60V61H26ZM30 60V61H31ZM72 60V59H71ZM90 60V59H89ZM149 60V59H148ZM154 60H155V58H154ZM231 60V59H230ZM247 60H249L250 61V59L248 58ZM83 61V60H82ZM104 61V60H103ZM107 61V60H106ZM116 61V60H115ZM139 62V63H141L140 65L138 64V66H142V64L144 65V63L145 62ZM162 61L163 60H161V63H160V61H156L155 62V64L156 63H160L161 65L160 66H162L163 65V68H164V66L166 65L167 67H169L170 65H168V64H162ZM167 61V60H166ZM165 61V62H166ZM181 61V60H180ZM179 61V62H180ZM184 61V60H183ZM183 61H181L182 63H183ZM244 61H246V60H244ZM252 61V60H251ZM256 61V60H255ZM9 62V61H8ZM7 62V63H8ZM13 62H14V60H13ZM130 62V61H129ZM133 62V61H132ZM147 62V61H146ZM178 62V61H177ZM176 62V64L178 65V63ZM179 63V64H182V63ZM243 62V61H242ZM17 63H19L18 61H17ZM35 63V62H34ZM48 63H50V62H48ZM116 63V62H115ZM148 63V62H147ZM167 63V62H166ZM251 63V62H250ZM255 63V62H254ZM53 64H55V63H53ZM70 64V63H69ZM117 64V63H116ZM184 64V63H183ZM23 65V64H22ZM31 66L32 65H34V64H30ZM39 65V64H38ZM41 65V64H40ZM44 65H46V64H44ZM71 65V64H70ZM148 65H149V63H148ZM151 65V64H150ZM150 65L148 66L149 68H150ZM158 65V64H157ZM251 65H253V64H251ZM27 66H28V64H27ZM42 66H43V64H42ZM53 66V65H52ZM55 66V65H54ZM133 66V65H132ZM165 66V67H166ZM8 67V66H7ZM13 68L14 66H10V68ZM32 67H34V66H32ZM39 67V66H38ZM69 67V66H68ZM90 67V66H89ZM115 67V66H114ZM122 67H124V66H122ZM127 66L125 65V68H126ZM129 67V66H128ZM127 67V68H128ZM24 68V67H23ZM40 68V67H39ZM38 68V69H39ZM44 68V67H43ZM61 68V67H60ZM158 68V67H157ZM182 68V69H181ZM14 69V68H13ZM18 69V68H17ZM35 69V68H34ZM116 69V68H115ZM217 69H220V70H217ZM222 69V70H221ZM2 70V69H1ZM31 70V69H30ZM47 70V69H46ZM53 70V69H52ZM63 70H65V69H63ZM80 70V69H79ZM79 70H78V72H79ZM126 70V69H125ZM164 70V69H163ZM22 71V70H21ZM24 71V70H23ZM28 71V70H27ZM34 71V70H33ZM35 71H37V70H35ZM48 71V70H47ZM59 71V70H58ZM15 72V71H14ZM39 72V71H38ZM154 72V71H153ZM11 73H12V71H11ZM29 73V72H28ZM32 73V72H31ZM53 73L54 72H52V75H53ZM56 73L57 72H55L54 74L56 75ZM62 73V72H61ZM64 73V72H63ZM152 73V72H151ZM151 73H149V74H151ZM35 74V73H34ZM37 74V73H36ZM67 74V73H66ZM73 74V73H72ZM82 74H83V72H82ZM154 74V73H153ZM22 75V74H21ZM26 75V74H25ZM49 75V74H48ZM63 75V74H62ZM80 75V74H79ZM85 75V74H84ZM141 75V74H140ZM7 76V75H6ZM151 76V75H150ZM39 77V76H38ZM37 77V78H38ZM54 77V76H53ZM59 77V76H58ZM68 77V76H67ZM219 78L220 80L222 79V81H220L219 79H216L215 80V78ZM56 78H57V75H56ZM60 78V77H59ZM69 78V77H68ZM67 78V79H68ZM16 79V78H15ZM20 79V78H19ZM62 79V78H61ZM66 79V80H67ZM96 79V78H95ZM257 79V80H256ZM10 80V79H9ZM60 80V79H59ZM97 80V79H96ZM144 80V79H143ZM147 80V79H146ZM154 80V79H153ZM242 80H244V82L242 81ZM249 80V82H247ZM259 80V81H258ZM261 80V81H260ZM62 81V80H61ZM215 81V82H214ZM66 82V81H65ZM69 82V81H68ZM73 82V81H72ZM132 82V81H131ZM130 82V83H131ZM139 82V81H138ZM70 83V82H69ZM68 83V84H69ZM185 84V85H183V84ZM213 83H215L214 85L216 86H214L215 88H210V85L211 84H213ZM258 83V84H259ZM18 84V83H17ZM116 84V83H115ZM118 84V83H117ZM116 84V85H117ZM139 84V83H138ZM145 84V83H144ZM148 84V83H147ZM5 85V84H4ZM60 85V84H59ZM66 85V84H65ZM92 85V84H91ZM112 85V84H111ZM110 85V86H111ZM114 85V84H113ZM115 85V86H116ZM151 85V86H152ZM193 85H196V88H195V90L193 91H191L190 89H191V86H193ZM6 86V85H5ZM17 86V85H16ZM119 86V85H118ZM241 86H240V89H241ZM257 86V85H256ZM261 86V88H262V90H264V88L262 87L263 85H260ZM28 87V86H27ZM57 87V86H56ZM80 87V86H79ZM120 87H122V86H120ZM132 87V86H131ZM246 87V86H245ZM245 87H243V88H245ZM254 86H252V88H253ZM15 88V87H14ZM65 88V87H64ZM73 88V87H72ZM140 88V87H139ZM146 88V87H145ZM150 88V87H149ZM148 88V89H149ZM155 88V87H154ZM206 88V89H205ZM208 88V89H207ZM237 88V89H236ZM252 88H249L250 90H252ZM257 88V87H256ZM10 89V88H9ZM32 89V88H31ZM36 89V88H35ZM39 89H41V88H39ZM85 89H87V88H85ZM105 89V88H104ZM111 89V88H110ZM113 89V88H112ZM115 89V88H114ZM135 89V88H134ZM141 89V88H140ZM153 89V88H152ZM194 89V88H193ZM239 89V90H240ZM10 90H12V89H10ZM69 90V89H68ZM76 90V89H75ZM107 90V89H106ZM116 90V89H115ZM150 90H151V88H150ZM227 90H229V91H227ZM243 90V89H242ZM249 90V91H250ZM2 91V90H1ZM17 91V90H16ZM35 91V90H34ZM73 91V90H72ZM77 91V90H76ZM91 91V90H90ZM113 91V90H112ZM135 91V90H134ZM146 91V90H145ZM153 91H154V89H153ZM203 91H204V93H203ZM212 91V92H211ZM231 91V92H232ZM233 91V92H234ZM253 91V90H252ZM256 91V90H255ZM259 91V90H258ZM13 92V91H12ZM29 92V91H28ZM36 92V91H35ZM34 92V93H35ZM38 92V91H37ZM82 92V91H81ZM107 92V91H106ZM116 92V91H115ZM149 92V91H148ZM244 92V91H243ZM246 92V91H245ZM248 92V91H247ZM246 92V93H247ZM259 92H261V91H259ZM263 93H264V91H262ZM6 93V92H5ZM4 93V94H5ZM14 93V92H13ZM31 93V92H30ZM238 93V92H237ZM249 93V92H248ZM251 93V92H250ZM17 94V93H16ZM21 94V93H20ZM33 94V93H32ZM72 94V93H71ZM132 94V93H131ZM149 94V93H148ZM172 94V95H171ZM201 94H200V96H201ZM231 94V93H230ZM233 94V93H232ZM242 94H245V93H242ZM256 94V93H255ZM255 94H254V96H255ZM260 93H258V95H259ZM3 95V94H2ZM14 95V94H13ZM19 95V94H18ZM17 95V96H18ZM27 95V94H26ZM35 95H37V94H35ZM80 95V94H79ZM93 95V94H92ZM97 95V94H96ZM152 95V94H151ZM195 95V96H194ZM226 95V94H225ZM226 95V96H227ZM246 95V94H245ZM257 95V94H256ZM12 96V95H11ZM20 96V95H19ZM30 96V95H29ZM33 96V95H32ZM142 96V95H141ZM146 96V95H145ZM150 96V95H149ZM159 96L161 97V98H159ZM207 96H202L203 97V99L205 98V97H207ZM225 96V97H226ZM232 96H234V95H232ZM236 96V95H235ZM237 96H239V95H237ZM236 96V97H237ZM241 96V95H240ZM84 97V96H83ZM209 97V96H208ZM211 97V98H212ZM228 97H229V99L231 100V98L232 97H230L229 95H228ZM235 97V98H236ZM242 97V96H241ZM246 97L247 98H252V97H249V96H247L246 95ZM245 97V98H246ZM20 98V97H19ZM26 98V97H25ZM142 98V97H141ZM254 98V97H253ZM252 98V99H253ZM23 100H24V98H22ZM27 99H29V97H27ZM31 99V98H30ZM55 99V98H54ZM93 99V98H92ZM91 99V100H92ZM145 100H146V98H144ZM143 99V100H144ZM150 99H154V96L152 97V98H150ZM199 99H200V97H199ZM227 99V98H226ZM226 99L224 100V101H226ZM233 99H234V97L232 98V100L231 101H233ZM239 99V98H238ZM251 99V100H252ZM34 100V99H33ZM209 100H210V97H209ZM208 100V98H207V100L206 101H209ZM235 100V99H234ZM240 100H242L243 101V103H244V101H245V99H240ZM240 100H236V101H238V103H241L240 102ZM247 100H249V99H247ZM261 100V99H260ZM263 100H264V97H263ZM15 101H18V100H15ZM15 101H13V102H15ZM29 101V100H28ZM36 101V100H35ZM64 101V100H63ZM200 101H202V98H201V100ZM205 100H203V102H204ZM30 102V101H29ZM33 102V101H32ZM42 102V101H41ZM56 102V101H55ZM66 102V101H65ZM150 102V101H149ZM199 102V101H198ZM210 102H212V100L210 101ZM228 102H229V100H228ZM228 102H225V104H227ZM259 102H261V101H259ZM39 103V102H38ZM45 103V102H44ZM49 103V102H48ZM64 103V102H63ZM142 103V102H141ZM208 104H209V102H207ZM218 103V102H217ZM221 103V102H220ZM230 103V102H229ZM257 103V102H256ZM255 103V104H256ZM31 104V103H30ZM39 104H41V103H39ZM159 104H161V103H159ZM166 104H170V102L168 103V102H166ZM180 104V103H179ZM178 104V105H179ZM206 104V103H205ZM36 105H37V103H36ZM57 105V104H56ZM71 105V104H70ZM79 105V104H78ZM150 105H151V103H150ZM155 105H157V104H155ZM154 105V106H155ZM162 105H163V103H162ZM177 105V104H176ZM200 105V104H199ZM214 105H216V104H214ZM214 105H211V106H214ZM217 105H219V103L217 104ZM223 105V104H222ZM222 105H219V106H221V108H220V110H223L225 107L224 106H222ZM236 104H234V107L236 108V106H235ZM250 105V104H249ZM31 106V105H30ZM152 106V105H151ZM164 106V105H163ZM171 106V105H170ZM208 106H210V105H208ZM228 106V105H227ZM233 106V104L231 103V107ZM242 106L244 107V105L242 104ZM253 106V105H252ZM255 106V105H254ZM256 106H258V104L256 105ZM255 106V107H256ZM264 106V105H263ZM9 107H11V106H9ZM19 107H20V105H19ZM46 107V106H45ZM74 107V106H73ZM79 107V106H78ZM149 107V106H148ZM158 107V106H157ZM160 108H161V106H159ZM165 107H166V105H165ZM172 107V106H171ZM184 107V106H183ZM198 107V106H197ZM215 107V106H214ZM231 107H229V108H226V110L224 109V111H222V112H227L228 111V109H229V111H234V108H231ZM240 106H238L237 107V109L239 108ZM261 107V106H260ZM3 108V107H2ZM7 108V107H6ZM16 108V107H15ZM17 108H18V106H17ZM152 108V107H151ZM150 108V109H151ZM155 108V107H154ZM164 108V107H163ZM207 108L208 107H206V109L205 110H207ZM211 109H213V110H217V111H219L220 113H221V111L216 107V108H212V107H210ZM246 108V105H245V107H244V109ZM250 108V107H249ZM9 109H11V108H9ZM50 109V108H49ZM192 109H193V107H192ZM196 109V108H195ZM194 109V110H195ZM209 109V108H208ZM211 109H209V111H207V112H211ZM237 109H235V110H237ZM241 109V107L239 108V110ZM244 109H242L241 110V112L243 111L244 112ZM21 110V109H20ZM26 110V109H25ZM58 110V109H57ZM171 110H173V109H171ZM174 110H175V108H174ZM174 110H173V112H174ZM198 110V109H197ZM201 110V109H200ZM203 110V109H202ZM238 110V111H239ZM262 110V109H261ZM13 111H15V109L13 110ZM43 111V110H42ZM52 111V110H51ZM144 111V110H143ZM164 111V110H163ZM162 111V112H163ZM217 111H216V113H217ZM237 111V112H238ZM255 111H257V110H255ZM258 111H260V110H258ZM21 112H23V111H21ZM27 112H28V110H27ZM30 112V111H29ZM34 112V111H33ZM67 112V111H66ZM191 112H193V111H191ZM198 112V111H197ZM206 112V116H207V114H209V113H207ZM240 112V111H239ZM251 112V111H250ZM250 112H249V114H250ZM24 113H25V111H24ZM31 113V112H30ZM47 113V112H46ZM160 113V112H159ZM169 113H170V115H171V113H172V111L170 112L169 111ZM176 112H174V115H177V114H175ZM196 113V112H195ZM215 113V112H214ZM214 113H212V114H214ZM235 111H234V115H235ZM248 113V112H247ZM252 113H253V111H252ZM259 113H261V111L259 112ZM182 114H184V113H182ZM191 113H189V114H187V115H190ZM193 114H194V112H193ZM192 114V115H193ZM200 114H201V112H200ZM203 114H205V112L204 113H202V115ZM211 114V113H210ZM211 114V115H212ZM222 114V113H221ZM232 113H230V116L231 117H234L233 115H231ZM236 114H239V113H236ZM244 114V113H243ZM263 114H264V112H263ZM262 114V115H263ZM18 115V114H17ZM201 115V116H202ZM217 115H219V114H217ZM225 115V114H224ZM224 115H220V116H222L221 118L222 119H224V117L225 118H227L226 116L228 115V117H230L229 116V114H227L226 116H224ZM242 114H240V116H241ZM245 115H247L246 114V111H245V114L243 115V116H245ZM146 116V115H145ZM172 116V115H171ZM183 116H186V115H183ZM196 115H194V117H195ZM205 116V115H204ZM219 116V117H220ZM224 116V117H223ZM236 116H238V115H236ZM239 116V117H240ZM249 116V115H248ZM255 117H256V115H254ZM16 117V116H15ZM52 117V116H51ZM182 117V116H181ZM181 117H179L178 119H180ZM192 118V119H196V118ZM208 117V116H207ZM212 117H216V116H213L212 115ZM230 117V118H231ZM238 117V118H239ZM242 117V116H241ZM240 117V118H241ZM249 117H251V116H249ZM248 117V118H249ZM253 117V116H252ZM258 117V116H257ZM19 118V117H18ZM27 118V117H26ZM173 118V117H172ZM184 118V121H185V119H186V117H183ZM190 118V117H189ZM188 118V119H189ZM211 118V117H210ZM220 118V119H221ZM244 118V117H243ZM246 118V117H245ZM202 119H203V117H202ZM206 119H208V118H206ZM217 119H219V118H217ZM217 119H215V120H217ZM242 119V118H241ZM256 119V118H255ZM261 119V118H260ZM263 119V118H262ZM5 120V119H4ZM191 120V119H190ZM189 120V121H190ZM214 120V121H215ZM224 120H227V119H224ZM239 120V119H238ZM249 120H250V118H249ZM253 120V119H252ZM252 120H251V122H252ZM258 120V119H257ZM1 121V120H0ZM7 122H8V120H6ZM28 121H29V119H28ZM151 121V120H150ZM193 121H195V120H193ZM197 121V120H196ZM204 121H207V120H204ZM213 121V120H212ZM223 121V120H222ZM228 121V120H227ZM233 121V120H232ZM10 122V121H9ZM192 122V121H191ZM209 122V121H208ZM216 122V121H215ZM230 122V121H229ZM238 122V121H237ZM250 122V121H249ZM254 122H255V120H254ZM3 123V122H2ZM155 123V122H154ZM157 123V122H156ZM190 123V122H189ZM217 123V122H216ZM223 123V122H222ZM239 123V122H238ZM242 123H243V121H242ZM258 123V122H257ZM169 124V123H168ZM185 124V123H184ZM194 124V123H193ZM197 124V123H196ZM204 124V123H203ZM221 124V123H220ZM233 124V123H232ZM235 124H236V122H235ZM247 124V123H246ZM263 124V123H262ZM205 125V124H204ZM203 125V126H204ZM214 125V124H213ZM231 124H229V126H230ZM239 125V124H238ZM253 125V124H252ZM1 126V125H0ZM46 126V125H45ZM220 125L218 124V127H219ZM223 126L224 127H226L224 124H223ZM234 126V125H233ZM242 126V125H241ZM251 126V125H250ZM261 126V125H260ZM260 126H258V127H260ZM264 126V125H263ZM205 127V126H204ZM244 127H246V126H244ZM255 127V126H254ZM257 127V128H258ZM174 128H176V127H174ZM174 128H173V130H174ZM177 128H179L178 126H177ZM187 128V127H186ZM217 128V127H216ZM220 128V127H219ZM230 128V127H229ZM234 128V127H233ZM247 128V127H246ZM261 128V127H260ZM256 129V128H254V130H253V133L251 134V136L253 137V139H255V140H253L251 143L252 144H248V145H244V144H242V145H239V144H236V145H238V146H234V145H232L234 148L236 147V149H237V153H238V155H239V157L240 158H242V160L243 161H246L247 162V164L249 163V165H250V163H252L253 164V166H255L256 168H257V165L258 166H261V164H263V166H264V141H262V140H264V128L262 127V129ZM39 129V128H38ZM185 129V128H184ZM218 129V128H217ZM240 129H242V128H240ZM251 129V128H250ZM18 130V129H17ZM177 132H179V131H181V127H180V130L178 131V129H175ZM175 130L174 131H171V133L172 132H175ZM195 130V129H194ZM221 130V129H220ZM219 130V131H220ZM228 130V129H227ZM233 130V129H232ZM252 130V129H251ZM27 131H29V130H27ZM40 131V130H39ZM209 131V130H208ZM241 131V130H240ZM248 131V130H247ZM169 132V131H168ZM230 132V131H229ZM182 133V132H181ZM183 133H184V131H183ZM188 133H190V132H188ZM227 133V132H226ZM173 134H175L176 135V133H173ZM178 134V133H177ZM180 134V133H179ZM185 134V133H184ZM192 136L190 135V136H187L188 137V139H187V137H186V139L187 140H192V138L194 137L193 135L194 134H196V132H193L192 131ZM232 134H233V132H232ZM148 135V134H147ZM188 135V134H187ZM231 135V134H230ZM140 136V135H139ZM162 136V135H161ZM183 136V135H182ZM211 136V135H210ZM168 137V136H167ZM231 137H232V135H231ZM263 137V138H262ZM169 138V137H168ZM182 138V137H181ZM249 138H251V137H249ZM154 139V138H153ZM179 139V138H178ZM184 139H185V137H184ZM196 139V138H195ZM194 139V140H195ZM247 139V138H246ZM193 140V141H194ZM198 140V139H197ZM200 140V139H199ZM206 140V139H205ZM204 140V141H205ZM230 140V139H229ZM260 140V141H259ZM192 141V142H193ZM216 141H218V140H216ZM215 141V142H216ZM248 141H250V140H248ZM31 142V141H30ZM150 142V141H149ZM186 142V141H185ZM236 142V141H235ZM1 143V142H0ZM165 143V142H164ZM197 143H199V142H196V140L192 143V144H194V145H192L191 144V148H193ZM228 143V142H227ZM233 143V142H232ZM237 143V142H236ZM241 143V142H240ZM13 144V143H12ZM28 144V143H27ZM189 144V143H188ZM199 144H203V143H199ZM235 144V143H234ZM204 145H205V143H204ZM190 146V145H189ZM215 146V145H214ZM223 146V145H222ZM225 146V145H224ZM172 147V146H171ZM195 147H197V148H199V146H195ZM150 148V147H149ZM160 148V147H159ZM201 148V147H200ZM200 148L197 150L196 149V155H197V153L200 151ZM216 148V147H215ZM226 148V147H225ZM228 148V147H227ZM232 148V147H231ZM233 148V149H234ZM142 149V148H141ZM189 149V148H188ZM202 149V148H201ZM205 149V148H204ZM222 149V148H221ZM162 150V149H161ZM192 150L193 149H191V152H190V149L188 150V152L189 153H191V154H194V152H192ZM195 150V149H194ZM228 150V149H227ZM151 151V150H150ZM182 151V150H181ZM185 151V150H184ZM155 152V151H154ZM170 152H173V151H170ZM202 152V151H201ZM161 153V152H160ZM200 153V152H199ZM236 153V154H237ZM130 154V153H129ZM148 154V153H147ZM190 154V155H191ZM204 154V153H203ZM216 154V153H215ZM1 155V154H0ZM6 155V154H5ZM182 155V154H181ZM195 155V156H196ZM234 155V154H233ZM155 156V155H154ZM164 156V155H163ZM176 156H177V154H176ZM189 156V155H188ZM193 156V155H192ZM194 156V157H195ZM202 156V155H201ZM231 156V155H230ZM11 157V156H10ZM167 157V156H166ZM183 157V156H182ZM209 157H212V156H209ZM227 156L225 155V158H226ZM233 157V156H232ZM19 158V157H18ZM33 159H34V157H32ZM38 158V157H37ZM161 158V157H160ZM193 158V157H192ZM191 158V159H192ZM202 158H203V156H202ZM204 158H206V159H208L207 158V156H205ZM228 158H229V156H228ZM228 158H226L227 160H228ZM231 158V157H230ZM3 159V158H2ZM21 159V158H20ZM23 159V158H22ZM183 159V158H182ZM212 159V158H211ZM27 160V159H26ZM138 160H139V158H138ZM185 160V159H184ZM198 160H200L199 158H198ZM224 160V159H223ZM222 160V161H223ZM233 160V159H232ZM238 159H236V162H237V164H238V161H237ZM7 161H9V160H7ZM139 161H141V160H139ZM149 161V160H148ZM161 161V160H160ZM164 161V160H163ZM187 161V160H186ZM204 161V160H203ZM202 161V162H203ZM221 161V160H220ZM235 161V160H234ZM243 161L241 162V163H243ZM14 162V161H13ZM26 162H28V161H26ZM144 162V161H143ZM152 162H154V161H152ZM156 162V161H155ZM190 162V161H189ZM209 162V161H208ZM207 162V163H208ZM212 162V161H211ZM216 162V161H215ZM233 162V161H232ZM1 163H3V162H1ZM0 163V164H1ZM10 163V162H9ZM41 163V162H40ZM159 163V162H158ZM175 163V162H174ZM195 163V162H194ZM206 163V164H207ZM245 163V162H244ZM243 163V165H242V167L245 165ZM27 164V163H26ZM168 164V163H167ZM170 164V163H169ZM172 164V163H171ZM178 164H180L179 162H178ZM182 164V163H181ZM187 164V163H186ZM224 164V163H223ZM229 164V163H228ZM246 164V165H247ZM251 164V165H252ZM183 165V164H182ZM189 165V164H188ZM191 165V164H190ZM211 165H212V163H211ZM219 165V164H218ZM226 165V164H225ZM239 165V164H238ZM237 165V166H238ZM245 165V166H246ZM248 165V166H249ZM166 166V165H165ZM173 166V165H172ZM171 166V167H172ZM181 166V165H180ZM216 166V165H215ZM223 166V165H222ZM229 166V165H228ZM263 166H261V167H263ZM12 167V166H11ZM24 167V166H23ZM168 167H170V166H168ZM196 167V166H195ZM220 167V166H219ZM231 167V166H230ZM239 167H241V166H239ZM242 167H241V169H242ZM35 169L37 168V167H34ZM180 168V167H179ZM182 168V167H181ZM184 168V167H183ZM215 168V167H214ZM217 168V167H216ZM234 168H236V167H234ZM254 168V167H253ZM258 168H260V167H258ZM257 168V169H258ZM10 169V168H9ZM43 169V168H42ZM65 169V168H64ZM205 169V168H204ZM207 169V168H206ZM245 169H247V168H245ZM260 169H262V171L264 172V167L263 168H260ZM61 170V169H60ZM208 170V169H207ZM244 170V169H243ZM253 170V169H252ZM256 170V169H255ZM259 170V169H258ZM37 171V170H36ZM69 172H67L68 173V178H66V179H68L66 182L68 183V184H66L68 187H66V188H64V189H62L61 188V190H59V189H57V185H58V183H57V180L55 179V176H51L52 178H46L47 180H46V182H48V183H45V185L47 184V185H50L49 186V189H51V191L52 192H54L56 189H57V191H61V193H62V195H64V196H67V197H64V196H62V197H64V199H67V200H69V202L67 201V204H69L70 203V201H71V203L72 204H74L73 206H74V209L72 210V211H70V213L68 212V209L66 210V209H64V208H68V207H64V206H61L62 204H60V203H57L56 201L57 200H59V199H61V198H59L58 196H60V195H58V194H55V198H57V200L53 203V204H51V203H49V205L47 204H44V207H42L41 206V209H40V213L44 216V217H46V216H48V219L50 220V221H52V223L55 225V226H52L51 224H50V222H49V225H51L50 227L52 228V227H54V228H56L58 231L57 232H59V233H56V234H60V237H62V242L64 243V247L63 248H65L64 250V252H63V249H60V250H62V251H60V252H63V256L60 254V255H58V256H62V260H64L63 262H62V264L64 263V264H106V260H104L103 259V253H101V251H104V247H103V244L101 243V234H103L102 232L106 229L107 230V228H111V227H113V226H115V225H113V226H111L110 224H111V222H113V221H115V220H117V219H119V218H121V216H123V213L125 212V206H124V204H123V201H124V199L122 200V199H120V198H122V197H120V188L118 187V183L116 184V182H115V180L114 179H112V178H109L110 176L109 175H111V174H107L106 172H102V171H100V172H98V173H100V174H98L99 176V178H96L95 176H93V173H94V171L92 172L90 169H82V170H80V168H72L71 170H68ZM153 171V170H152ZM204 171H206V170H204ZM214 171V170H213ZM219 171V170H218ZM239 171V170H238ZM241 171V170H240ZM245 171V170H244ZM262 171H260L259 170V172H261V175H262ZM59 172V171H58ZM63 172H64V170H63ZM226 172V171H225ZM246 172V171H245ZM251 172H253V171H251ZM255 172V171H254ZM258 172V171H257ZM11 173V172H10ZM29 173V172H28ZM57 173V172H56ZM61 173H62V171H61ZM158 173V172H157ZM192 173V172H191ZM210 173V172H209ZM234 173V172H233ZM36 174V173H35ZM66 174V173H65ZM160 174V173H159ZM198 174V173H197ZM203 174V173H202ZM221 174V173H220ZM237 174V173H236ZM249 174V173H248ZM253 174V173H252ZM252 174L250 173V175L252 176ZM257 174V173H256ZM260 174V173H259ZM259 174H257L258 176H260ZM264 174V173H263ZM67 175V174H66ZM163 175V174H162ZM205 175H207V174H205ZM224 175V174H223ZM238 175V174H237ZM43 176V175H42ZM48 176V175H47ZM57 176V175H56ZM166 176V175H165ZM204 176V175H203ZM221 176V175H220ZM250 176V177H251ZM258 176H254V177H252V180H253V178H254V180L256 179V181H258L260 178H255V177H258ZM9 177V176H8ZM8 177H7V179H8ZM11 177V176H10ZM111 177H112V175H111ZM156 177V176H155ZM164 177V176H163ZM195 177V176H194ZM206 177V176H205ZM233 177V176H232ZM240 177V176H239ZM264 177V176H263ZM262 176H261V178H263ZM41 178V177H40ZM62 178V177H61ZM114 178V177H113ZM203 178V177H202ZM241 178V177H240ZM244 178H245V176H244ZM162 179V178H161ZM206 179V178H205ZM225 179V178H224ZM234 179V178H233ZM264 179V178H263ZM41 180V179H40ZM45 180V179H44ZM166 180V179H165ZM188 180V179H187ZM213 180V179H212ZM227 180V179H226ZM247 180H250V179H247ZM246 180V181H247ZM262 180V179H261ZM43 181V180H42ZM60 181V180H59ZM65 181V180H64ZM194 181V180H193ZM234 181V180H233ZM260 181V180H259ZM264 181V180H263ZM227 182V181H226ZM230 182V181H229ZM236 182V181H235ZM239 182H241V181H239ZM249 182V181H248ZM248 182H246L247 184H248ZM63 183V182H62ZM232 183V182H231ZM252 183V182H251ZM27 184V183H26ZM180 184V183H179ZM186 184V183H185ZM190 184V183H189ZM193 184V183H192ZM236 184V183H235ZM2 185V184H1ZM60 185H61V183H60ZM59 185V186H60ZM66 185H64V186H66ZM167 185V184H166ZM173 185H175V184H173ZM231 185V184H230ZM237 185V184H236ZM243 185V184H242ZM241 185V186H242ZM258 185V184H257ZM4 186V185H3ZM235 186V185H234ZM239 186H240V184H239ZM246 185H244V187H245ZM248 186V185H247ZM5 187H7V186H5ZM33 187V186H32ZM122 187V186H121ZM237 187V186H236ZM255 187H257V186H254V188ZM259 187V186H258ZM247 188V187H246ZM252 188V187H251ZM8 189V188H7ZM39 189V188H38ZM260 189V188H259ZM2 190V189H1ZM232 190V189H231ZM243 190H246V189H243ZM255 190H256V188H255ZM34 192H35V190H33ZM50 191V190H49ZM50 191V192H51ZM250 191V190H249ZM1 192V191H0ZM42 192V191H41ZM44 192H45V190L43 191V193H42V195L44 196L45 194H44ZM49 192V193H50ZM56 192V191H55ZM200 192V191H199ZM48 193V192H47ZM47 193H46V195H47ZM56 193H59V192H56ZM61 193H59V194H61ZM182 193V192H181ZM185 193V192H184ZM31 194V193H30ZM40 194V193H39ZM52 194H54V193H52ZM123 194V193H122ZM180 194V193H179ZM4 195V194H3ZM25 195V194H24ZM38 195V194H37ZM36 195V196H37ZM42 195L40 196V197H42ZM58 195V196H57ZM152 195V194H151ZM246 195V194H245ZM6 196V195H5ZM19 196V195H18ZM28 196V195H27ZM39 196V195H38ZM37 196V197H38ZM60 196V197H61ZM69 196H71L72 198H69ZM54 197V196H53ZM134 197V196H133ZM235 197V196H234ZM5 198V197H4ZM43 198V197H42ZM51 198V197H50ZM131 198H132V196H131ZM135 198V197H134ZM24 199H26V198H24ZM40 198H38V200H39ZM63 198L61 199V200H64ZM70 199H72V200H70ZM74 199V200H73ZM235 199V198H234ZM248 199V198H247ZM5 200V199H4ZM8 200V199H7ZM37 200V199H36ZM37 200V201H38ZM53 200H55V199H53ZM134 200V199H133ZM258 200V199H257ZM19 201V200H18ZM28 201V200H27ZM32 201V200H31ZM42 201H43V199H42ZM41 200H39L38 201V203L41 205V203H43ZM47 201V200H46ZM74 203H73V202ZM152 201V200H151ZM45 202V201H44ZM60 202V201H59ZM63 202V201H62ZM142 202V201H141ZM24 204V203H23ZM37 204V203H36ZM51 204V205H50ZM72 204H70V208H71V205ZM22 205V204H21ZM29 205V204H28ZM145 205V204H144ZM146 206V205H145ZM3 207V206H2ZM30 207V206H29ZM39 208H40V206H39ZM73 208V207H72ZM66 210V211H65ZM37 211V210H36ZM127 211V210H126ZM31 212H32V210H31ZM34 212V211H33ZM39 212V211H38ZM126 213H128V212H126ZM39 215V214H38ZM125 215V214H124ZM185 215V214H184ZM187 215V214H186ZM160 217V216H159ZM40 218H42V220H43V217H40ZM165 218V217H164ZM223 218V217H222ZM48 219H46L45 218V220L47 221ZM180 219V218H179ZM186 219V218H185ZM45 220H43V221H45ZM188 220V219H187ZM129 221H132V220H130L129 219ZM176 221H180V220H176ZM231 221V220H230ZM48 222V221H47ZM114 223V222H113ZM129 224L131 223V224H133V221L132 222H128ZM183 223H185V222H183ZM183 223H182V225H183ZM186 223H188V222H186ZM185 223V224H186ZM228 223V222H227ZM241 223V222H240ZM169 224V223H168ZM185 224H184V226H185ZM202 224V223H201ZM120 225H122V224H120ZM125 225V224H124ZM134 225V224H133ZM175 225V224H174ZM173 225V226H174ZM194 225V224H193ZM217 225V224H216ZM243 225V224H242ZM169 226V225H168ZM184 226H182L183 228H184ZM200 226V225H199ZM203 226V225H202ZM241 226V225H240ZM47 227V226H46ZM117 227V226H116ZM119 227V226H118ZM179 227V226H178ZM181 227V228H182ZM187 227V226H186ZM185 227V228H186ZM205 227V226H204ZM43 230L45 229V228H43V227H41ZM53 228V229H54ZM109 228V229H110ZM114 228V227H113ZM127 228V227H126ZM180 228V227H179ZM208 228V227H207ZM227 228V227H226ZM236 228V227H235ZM245 228V227H244ZM243 228V229H244ZM48 229V228H47ZM52 229V230H53ZM119 229V228H118ZM46 230V229H45ZM105 230V231H106ZM126 230V229H125ZM189 230V229H188ZM252 230H253V228H252ZM181 231V230H180ZM221 231V230H220ZM28 232V231H27ZM115 232H116V230H115ZM172 232H173V230H172ZM35 233V232H34ZM47 233H50L51 234V232H49V230L47 231ZM120 233V232H119ZM183 233V232H182ZM104 234H106V233H104ZM115 234V233H114ZM191 234V233H190ZM259 234V233H258ZM32 235V234H31ZM53 235V234H52ZM55 235V234H54ZM62 235V236H61ZM108 235V234H107ZM173 235V234H172ZM193 235V234H192ZM209 235V234H208ZM214 235V234H213ZM103 236V235H102ZM182 236V235H181ZM189 236V235H188ZM206 236V235H205ZM254 236H255V234H254ZM26 237V236H25ZM184 237V236H183ZM196 237V236H195ZM200 237V236H199ZM202 237V236H201ZM200 237V238H201ZM251 237V236H250ZM262 237V236H261ZM29 238H30V236H29ZM32 238V237H31ZM35 238H37V237H35ZM110 238V237H109ZM178 238V237H177ZM180 238V237H179ZM205 238V237H204ZM248 238V237H247ZM263 238V237H262ZM23 239V238H22ZM33 239V238H32ZM53 239H55V238H53ZM103 239V238H102ZM108 239V238H107ZM172 239V238H171ZM197 239V238H196ZM213 239V238H212ZM246 239V238H245ZM26 240V239H25ZM34 240H36V239H34ZM55 240H57V239H55ZM60 240V239H59ZM112 240V239H111ZM194 240V239H193ZM210 240V239H209ZM247 240V239H246ZM245 240V241H246ZM254 240V239H253ZM263 240V239H262ZM27 241V240H26ZM58 241V240H57ZM115 241V240H114ZM118 241V240H117ZM116 241V242H117ZM255 241V240H254ZM253 241V242H254ZM31 242V241H30ZM33 242V241H32ZM38 241H36V243H37ZM55 242V241H54ZM103 242H105V241H103ZM111 242V241H110ZM241 242V241H240ZM29 243V242H28ZM34 243H35V241H34ZM60 243V242H59ZM114 243V242H113ZM128 243V242H127ZM182 243V242H181ZM33 244V243H32ZM228 244V243H227ZM232 244V243H231ZM236 244H237V242H236ZM240 244V243H239ZM250 244H253V243H250ZM37 245V244H36ZM53 245V244H52ZM112 245V244H111ZM254 245V244H253ZM30 246V245H29ZM33 246V245H32ZM35 246V245H34ZM58 246H59V244H58ZM63 246V245H62ZM235 246V245H234ZM37 247V246H36ZM47 247V246H46ZM45 247V248H46ZM56 247H57V244H56ZM55 247V248H56ZM114 247H115V245H114ZM258 247V246H257ZM26 248V247H25ZM29 248V247H28ZM27 248V249H28ZM39 248V247H38ZM37 248V249H38ZM123 248H124V246H123ZM213 248V247H212ZM229 248V247H228ZM254 248V247H253ZM18 249V248H17ZM33 249H34V247H33ZM36 248L33 250V254H34V256H33V258H34V260H32V261H34V262H36V264H44V263H46V264H48L47 263V261L48 260H50V259H52V258H50L47 254H49V253H42V251H41V249H39V251L37 250ZM59 249V248H58ZM101 249V250H100ZM106 249V248H105ZM249 249V248H248ZM257 249V248H256ZM30 250V249H29ZM2 251V250H1ZM19 251V250H18ZM117 251V250H116ZM251 251V250H250ZM27 252V251H26ZM244 252V251H243ZM16 253V252H15ZM29 253V252H28ZM28 253H27V255H28ZM119 253V252H118ZM217 253V252H216ZM18 254V253H17ZM55 254V253H54ZM64 254H65V256H64ZM255 254V253H254ZM149 255V254H148ZM154 255V254H153ZM3 256V255H2ZM11 256V255H10ZM29 256V255H28ZM262 256V255H261ZM12 257V256H11ZM31 257V256H30ZM51 257H54V256H51ZM107 257V256H106ZM260 257V256H259ZM13 258V257H12ZM32 258V257H31ZM108 258V257H107ZM252 258V257H251ZM258 259V258H257ZM18 260V259H17ZM20 260V259H19ZM21 260H26V259H21ZM53 260V259H52ZM56 260V259H55ZM132 260V259H131ZM154 260V259H153ZM164 260V259H163ZM253 260V259H252ZM263 260V259H262ZM2 261H4V260H2ZM12 261V260H11ZM23 261V262H24ZM46 261V262H45ZM22 262V261H21ZM131 262V261H130ZM150 262H152V261H150ZM155 262V261H154ZM164 262V261H163ZM263 262V261H262ZM18 263H19V261H18ZM144 263V262H143ZM153 263V262H152ZM155 263H157V261L155 262ZM154 263V264H155ZM257 263V262H256ZM264 263V262H263ZM16 264H17V262H16ZM20 264V263H19ZM23 264V263H22ZM145 264V263H144ZM200 264V263H199Z\"/></svg>",
    "mask_w": 264,
    "mask_h": 264
}]
</instances>
